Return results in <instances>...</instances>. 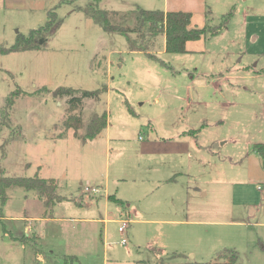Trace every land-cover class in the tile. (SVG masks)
<instances>
[{"label": "rangeland", "instance_id": "rangeland-1", "mask_svg": "<svg viewBox=\"0 0 264 264\" xmlns=\"http://www.w3.org/2000/svg\"><path fill=\"white\" fill-rule=\"evenodd\" d=\"M88 1L24 0L13 6L0 0L1 47L44 25L49 11L58 20L45 47L0 53V172L54 178L57 193L68 199L44 206L45 216L99 218V210H112V218L133 220L124 233L117 221L56 220L34 222L30 237L20 235L10 217L34 214L43 202L35 191L12 185L0 201V264H65L66 250L78 256L72 264H129L131 257L137 264H183L226 251H235L240 263L264 264V196L257 188L264 185L257 182L264 179V157L252 152L254 144H264V82L252 84L247 76L264 69V0L97 2L111 24L127 28L137 27V8L188 11L196 27L217 26L228 16L222 31L189 41L186 52H165L159 34L150 48L158 60L130 51L123 34L87 17ZM59 86L101 90L98 100L85 98L76 110L82 120L78 138L62 126L69 97L53 96ZM242 86L256 93L250 96ZM17 88L24 93L8 113L5 98ZM250 103L255 118L247 113ZM103 111L108 145L105 129L94 141L83 138L91 114ZM184 131L181 140L169 139ZM230 135H237L234 144L215 146ZM245 151L254 153L248 162ZM180 162L187 164L185 172L177 167L168 175ZM163 177L168 179L147 195L131 194L139 183ZM117 180L124 203L109 202L105 210L83 190L98 186L105 194L106 181ZM198 189H207V197L189 201V193L200 197Z\"/></svg>", "mask_w": 264, "mask_h": 264}, {"label": "trees", "instance_id": "trees-1", "mask_svg": "<svg viewBox=\"0 0 264 264\" xmlns=\"http://www.w3.org/2000/svg\"><path fill=\"white\" fill-rule=\"evenodd\" d=\"M99 0H89L83 8L87 17L93 21H100L105 31H115L123 34L127 40V46L130 51L144 52L152 59L158 58L151 53L150 48L153 47L154 38L159 34L164 35L165 51L168 53L186 52V43L201 38V36L209 32L210 36L218 34L226 26L228 16H224V20L217 26L213 27H196L191 26V13L188 11L173 10H146L139 9L137 15V27L127 28L122 25L111 24L107 18L108 12L97 7ZM58 26V20L54 11H49L47 20L44 25L32 28L27 35L19 34L16 41L9 47H1L0 53H8L15 51L33 50L45 47L49 38L53 36ZM134 33L135 36L131 37ZM160 61V60H159ZM162 62V61H161ZM163 63V62H162ZM165 63V62H164ZM46 89V88H45ZM101 90H80L72 87L59 86L53 90L54 97H69L67 100L66 117L63 119L62 126L65 129H72L74 135L82 127V120L77 109H80L85 98L99 99ZM23 91L17 88L11 91L7 97L5 111L9 113L12 107ZM4 111L9 120V115ZM107 113L93 112L88 123L85 126L83 138L91 140L95 138L107 125ZM253 149L258 151L264 157V144H254ZM12 185L23 187L25 190H33L39 199L44 203L45 207H52L55 203L65 199V196L57 193V183L54 178H43L34 176H7L1 170L0 172V201L6 200V189ZM117 201V199H114ZM118 202V201H117ZM51 215V212L49 213ZM65 264L69 262L65 260ZM183 264H246L237 260L235 251L219 252L209 261L188 260Z\"/></svg>", "mask_w": 264, "mask_h": 264}, {"label": "crops", "instance_id": "crops-1", "mask_svg": "<svg viewBox=\"0 0 264 264\" xmlns=\"http://www.w3.org/2000/svg\"><path fill=\"white\" fill-rule=\"evenodd\" d=\"M9 5H13V6H17V5H23L24 3V0H5ZM23 3V4H22ZM164 11H167V10H164ZM191 25V24H190ZM189 42V41H188ZM187 42V43H188ZM186 43V44H187ZM163 50L165 51V39H164V45H163ZM133 52H135V51H133ZM137 52V51H136ZM139 52V51H138ZM166 52V51H165ZM157 58H158V56L157 55H155ZM255 69V68H254ZM247 76H250L249 78H251V83L252 84H254V81L255 80H257V83L260 81V80H262V82H264V69H255V70H253L249 75H247ZM254 86V85H253ZM257 88H259V87H257ZM242 90H246V91H248L249 92V94H250V96L252 95V94H255L256 92H255V90L254 89H252V88H250V87H247V86H242ZM246 94H248V93H246ZM254 107H255V103H250V104H248V109H246L247 110V113L248 114H252V116L255 118L256 116V114L254 113ZM262 111H263V113H264V104H263V108H262ZM105 130H104V132H105V139H106V142H107V145L110 143V135H109V131H108V127H107V125H106V128H104ZM71 131H70V133L72 134V136L74 137V138H78L76 135H74V131L72 130V129H70ZM101 133H103V132H100L99 134H98V136L101 134ZM183 134H188L186 131H184L183 133H178V134H175V135H173L172 137H169V139H175V140H181L182 138H181V136L183 135ZM232 135H234V122H233V130H232ZM232 135H230V136H228V138H224V140H222V139H216V144H215V146H223L224 144H226V143H230V144H234V142L236 141V136L237 135H235V136H232ZM60 138H62V137H60ZM79 138H82V137H79ZM94 139V138H93ZM93 139H91V141H94ZM103 140V139H102ZM184 141V140H183ZM246 144H249V143H246ZM257 144H263V143H257ZM198 151L199 152H201L200 151V149H198ZM252 152H255V153H257V154H260L258 151H256L255 149H253V151ZM212 153V152H211ZM254 154V153H253ZM253 154H251V153H249V152H247V151H245V154L243 155V158L244 159H247V162H248V158H249V156L250 155H253ZM175 157H177L179 160H181V158L182 157H180V155H178V154H176L175 155ZM174 156H172V158H175ZM250 160V159H249ZM179 165V163H177L176 165H175V168H170V172L168 173V175L170 174V173H172L173 171H178V169H177V167H180V169L182 170L181 172L182 173H184L185 172V169H186V167H187V164H184V165H182L181 164V162H180V165ZM173 169V170H172ZM177 173V172H176ZM180 173V172H179ZM168 177V176H167ZM168 178H154V179H151V181H146V182H142V183H139L137 186H136V189H135V192L134 193H131L132 195H134V196H137V197H139V196H145V195H147L149 192H152V190H153V188H154V185L156 186L157 184H159V182L160 181H164V180H167ZM170 179V178H169ZM152 181H157L156 182V184L154 183V182H152ZM234 183L235 182H240V180H234L233 181ZM257 182H259V183H262V184H264L263 182H264V179H259V180H257ZM115 184H110V182H107L106 181V183L104 184V186H103V192H105V194H100L99 196L98 195H91V196H89V197H95V199H97V200H99L100 202H101V204L103 205V208H104V210L105 209H107V207L109 206V202H115V203H118V204H123L124 203V198H125V194H124V192H123V190L121 189V190H119V181L117 180V181H115L114 182ZM259 186V185H258ZM258 186H257V188H258ZM264 186V185H263ZM113 189L114 190V192H112V191H110V189ZM57 189H58V186H57ZM202 190V189H201ZM170 192V191H169ZM168 192V193H169ZM194 192H196V191H192L191 193L192 194H195ZM197 194H199V196L200 197H197V195H190V193H189V196H188V198H189V201H190V199L192 200V201H194V200H196V202H199V201H201L202 200V197L203 196H206L207 197V189H204V190H202V191H200L199 189H198V191H197ZM61 195V194H60ZM263 195V194H262ZM64 196V195H63ZM81 197H82V195H80ZM160 196H163V195H160ZM171 196H172V194H171ZM205 197V198H206ZM66 199H68L66 196H65V199H63V200H66ZM114 199H117V201L116 200H114ZM40 200V202L42 203L43 201L41 200V199H39ZM79 204L81 205V204H83V199H80V197H79ZM62 201V200H61ZM61 201H59V202H61ZM188 201V202H189ZM59 202H57V203H59ZM54 205H56V203L54 204ZM54 207V206H53ZM43 210H44V203H43V205H39V209L38 210H36L35 211V213L34 214H20V215H17V216H13V217H10V218H12L13 220H8V221H13V223H12V229H13V232L14 233H17V234H20L21 232H26L25 234H26V236H28V237H30L29 235V232H30V230H31V226H32V228L34 227L35 228V223L34 222H49V221H56V220H61V221H86V222H89V221H99V222H102L103 224H106V223H108V222H115V221H117L118 223H120V220L122 219V217L121 218H112V217H110V216H112V215H114L115 214V212H113L112 210L111 211H109V210H106V211H104V212H102L101 210H99L98 211V215H99V218H95V217H90V216H82V215H80V217H77V218H73V219H75V220H73L72 218H68V217H63V216H57V215H53V214H51V215H49V216H45V215H43L42 213H43ZM52 210H53V208H52ZM250 211L251 212H254L255 211V208L254 207H251L250 208ZM53 212V211H52ZM121 214V213H120ZM199 214H201L200 212H196L194 215L195 216H197V215H199ZM52 216V217H51ZM72 219V220H71ZM128 220H129V224L131 223V221L133 220V219H131V218H127ZM4 220H6V219H4ZM7 220H6V222H8ZM186 221H192V222H200V220H186ZM25 234H23V235H25ZM21 235V234H20ZM105 235V234H104ZM39 236L40 237H43L44 236V234L41 232V233H39ZM195 238H198L199 239V236L197 235V236H195ZM53 252V250H50V253H52ZM135 258H133V257H131V258H129V259H127L126 261L129 263V264H134V262H135V264H137L136 263V260H134ZM65 260H67L68 262L69 261H71V262H69L70 264H72L73 263V261L74 262H79V259H78V256L76 255V254H74L73 252L71 253V252H69L68 250H66V252H65V255H64V257H63V261L65 262ZM104 264H108V262H107V260L106 261H104Z\"/></svg>", "mask_w": 264, "mask_h": 264}, {"label": "built area", "instance_id": "built-area-1", "mask_svg": "<svg viewBox=\"0 0 264 264\" xmlns=\"http://www.w3.org/2000/svg\"><path fill=\"white\" fill-rule=\"evenodd\" d=\"M258 189H260L262 191V194L264 196V186L263 185H259ZM84 192L88 193L89 195H100L102 194V189L98 186L95 187H90V186H85L84 187ZM129 226V220L126 218H122L120 220V225L118 226V231L124 233L126 231V229ZM126 239L122 240V243H125Z\"/></svg>", "mask_w": 264, "mask_h": 264}]
</instances>
